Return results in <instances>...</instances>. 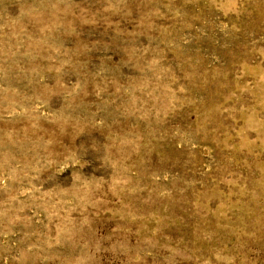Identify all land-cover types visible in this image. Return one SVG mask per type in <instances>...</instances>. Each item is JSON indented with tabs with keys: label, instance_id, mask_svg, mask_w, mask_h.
Masks as SVG:
<instances>
[{
	"label": "rangeland",
	"instance_id": "1",
	"mask_svg": "<svg viewBox=\"0 0 264 264\" xmlns=\"http://www.w3.org/2000/svg\"><path fill=\"white\" fill-rule=\"evenodd\" d=\"M0 264H264V0H0Z\"/></svg>",
	"mask_w": 264,
	"mask_h": 264
}]
</instances>
